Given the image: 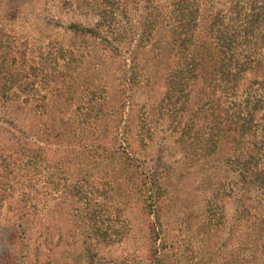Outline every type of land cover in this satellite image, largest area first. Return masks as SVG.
<instances>
[{"label": "trees", "instance_id": "obj_1", "mask_svg": "<svg viewBox=\"0 0 264 264\" xmlns=\"http://www.w3.org/2000/svg\"><path fill=\"white\" fill-rule=\"evenodd\" d=\"M25 2L0 0V225L15 244L0 264H24L16 245L54 193L82 222L85 263L93 246L127 239L126 208L146 216L150 261L176 263L184 252L169 237L153 251L151 216H164L173 179L190 167L210 256L194 264H220L224 233L232 248L221 264H264V0H77L96 21L65 25L68 39L43 53L35 43L19 52L6 33ZM156 147L180 153L182 167L148 164ZM45 228L36 254L52 244Z\"/></svg>", "mask_w": 264, "mask_h": 264}, {"label": "rangeland", "instance_id": "obj_2", "mask_svg": "<svg viewBox=\"0 0 264 264\" xmlns=\"http://www.w3.org/2000/svg\"><path fill=\"white\" fill-rule=\"evenodd\" d=\"M84 7L78 4L77 0H26L17 20L13 25L6 27V33L10 40L20 41L19 52L22 51V44L24 43H35L37 47H45L37 49L38 51L41 50V53L50 49L51 51H56L55 49L59 44L64 42V37L67 39L69 37L68 32H64L65 25L70 22L92 25L96 21V16L90 13L86 14ZM48 41L51 42L50 45ZM25 46L27 45L25 44ZM32 54H35V52L29 53V55ZM16 57L18 58V53ZM55 63L56 59L51 61L52 65ZM155 95L158 96L157 94ZM159 156H161L160 160H156ZM147 157L154 158L148 164H161L162 169L168 166L173 170L182 167L177 162V159H181V154L172 149L167 150L164 155H160L159 148L156 147ZM89 166L93 165L89 164ZM92 173L93 175L90 178L92 181L102 182L97 177L99 174ZM198 173L195 167L182 170L179 173L182 174V178H174L171 185L172 189L166 193V201L169 203H167L164 216L158 220L151 216V224H154L159 237L153 243V251L156 246L161 248L159 240H162L161 238L165 235L170 240L175 241V247L178 244L181 253L184 252L176 256L178 259L176 263L174 256H171L170 264L203 263L205 259L207 261L210 257L207 256L208 251L206 248L198 240L201 237L197 234L195 223L199 213L197 206L200 205L202 200L201 191L196 182ZM187 188H189V191L186 190ZM187 192L190 194L189 205L194 206L195 213L192 218L187 217L185 219L183 218L184 206H182L180 198H184ZM57 197V194L54 193L51 200L53 203L50 206V213L47 211L43 212L42 220H39L37 225H33L28 230L27 236L16 245L17 249L20 250L18 252L20 258L25 260L24 264H102L103 261H108L109 264H158L157 261L151 262L150 257L147 256V253L150 252L149 249L146 251L147 243H149L147 233L152 232L151 229H148V231L144 225L146 216H144L142 211L130 208H126L123 211L124 216L131 223V231L127 239L115 245L93 246L91 252H86V254L87 259H93L94 262L85 263V259L81 254L84 246L82 222L77 221L76 217H74L77 211L72 210L73 207L71 205L65 208L64 213L61 212L57 207L60 205ZM174 206L176 208H172ZM224 211L229 222H232L235 217L233 204L225 200ZM44 227L49 228L48 232L46 228L45 231L47 234L50 233L52 235V244L50 246L42 244L40 251H38L40 254H36L33 252V248L38 245V238L40 239L41 237L42 240L41 234L44 232ZM154 227L152 226V228ZM7 229L8 227L0 225V258L5 251L11 250L15 246V244L9 245L4 241ZM224 234L221 236L219 243L223 252V256L218 259L220 264L227 258V252L232 248L228 243L229 241L225 239L226 234ZM231 242L233 245H237L238 240L234 239ZM47 248H50V250ZM212 251L214 253V250ZM169 255H171V252ZM95 261H98V263H95ZM165 264H169V262L167 261ZM209 264H216L214 257L211 258Z\"/></svg>", "mask_w": 264, "mask_h": 264}]
</instances>
